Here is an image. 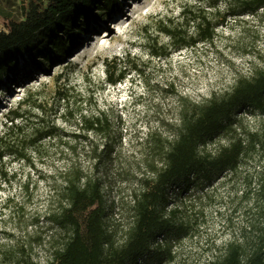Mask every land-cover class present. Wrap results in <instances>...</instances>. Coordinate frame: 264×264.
<instances>
[{"label": "rangeland", "instance_id": "374dc122", "mask_svg": "<svg viewBox=\"0 0 264 264\" xmlns=\"http://www.w3.org/2000/svg\"><path fill=\"white\" fill-rule=\"evenodd\" d=\"M29 1L0 0V9L20 20ZM241 1L118 0L108 19L94 12L62 59L50 66L21 61L24 70L0 88V264H13L6 256L18 252L35 262L50 259L48 218L71 149L86 146L85 137L105 141L82 130L83 117L109 121L117 156L114 178L105 180V227L117 246L132 236L147 135L176 116L181 97L201 102L230 93L241 77L264 67V9L238 15ZM6 23L0 16V30ZM243 117L264 133V116ZM263 165L247 163L183 196L171 191L167 210L181 207L185 231L167 240L152 236L148 250L127 264H211L236 242L252 253L264 212L245 193L258 184ZM64 235L58 233L59 242ZM19 257L20 264L28 259Z\"/></svg>", "mask_w": 264, "mask_h": 264}, {"label": "trees", "instance_id": "16d2710c", "mask_svg": "<svg viewBox=\"0 0 264 264\" xmlns=\"http://www.w3.org/2000/svg\"><path fill=\"white\" fill-rule=\"evenodd\" d=\"M117 4L118 0H30L20 20H10L0 9L9 28L8 32H0V88L24 70L22 60L29 65L43 59L42 64L50 66L54 60L62 59L72 50L76 39L86 34L94 12H99L100 20L108 19ZM240 7L238 15L254 14L264 9V0H242ZM177 104L176 116L159 120L158 130L150 132L143 141L148 153L141 161L144 170L138 178L140 189L134 193L135 226L123 245L112 242L104 222V186L106 179L114 178L110 173L116 161L117 142L110 138L105 116L83 117L82 130L105 141L99 144L85 137L86 146L71 149L73 158L59 176L57 206L48 218L52 229L47 242L50 259L46 263L35 262L30 255L18 252L20 255H7L6 261L20 264L19 256L23 255L28 258L23 264L138 261L148 250L152 236L159 233L167 240L169 236L179 238L185 231L181 207L167 210L171 191L183 196L193 188L211 185L247 163L264 164V133L243 123L244 114L264 116V67L253 76L241 77L230 93L213 94L201 102L181 97ZM9 122L8 128L13 129L14 121ZM245 194H252L264 212V173L256 187ZM59 232L65 234L63 242L56 238ZM244 262L264 264V226L257 234L252 253L246 255L245 242L230 243L225 254L211 264Z\"/></svg>", "mask_w": 264, "mask_h": 264}, {"label": "built area", "instance_id": "2783aa9c", "mask_svg": "<svg viewBox=\"0 0 264 264\" xmlns=\"http://www.w3.org/2000/svg\"><path fill=\"white\" fill-rule=\"evenodd\" d=\"M5 25V24H4ZM9 28H8V23H6V25L4 26L3 29L0 30V32H8Z\"/></svg>", "mask_w": 264, "mask_h": 264}]
</instances>
